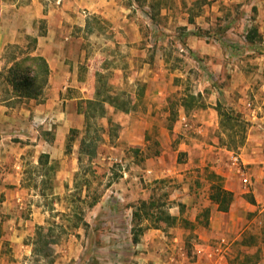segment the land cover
Masks as SVG:
<instances>
[{
    "label": "rangeland",
    "instance_id": "1",
    "mask_svg": "<svg viewBox=\"0 0 264 264\" xmlns=\"http://www.w3.org/2000/svg\"><path fill=\"white\" fill-rule=\"evenodd\" d=\"M31 1L0 0V17L20 33L0 70V264H264V0H38L34 18L21 9ZM50 8L51 28L68 32L57 33L54 91L48 76L18 95L7 72L44 58L34 39L47 37ZM212 8L220 20L205 17ZM253 26L261 39L249 44ZM48 99L52 115L37 110ZM207 107L216 124L197 133ZM212 167L232 176L233 191ZM218 183L233 195L227 212L210 200ZM149 200L156 207L144 215ZM164 212L173 226L156 220Z\"/></svg>",
    "mask_w": 264,
    "mask_h": 264
},
{
    "label": "crops",
    "instance_id": "2",
    "mask_svg": "<svg viewBox=\"0 0 264 264\" xmlns=\"http://www.w3.org/2000/svg\"><path fill=\"white\" fill-rule=\"evenodd\" d=\"M223 1H227V0H223ZM5 5L3 3H1V7H0V15H2V12L4 11ZM24 11H27V15L31 18H34L36 16H39L42 13V8L38 3V0H32L31 4L25 8H21ZM99 11L96 10V12ZM214 11V12H213ZM21 13V12H20ZM19 13V14H20ZM21 15V14H20ZM221 14L219 12H216L214 10V8L211 9V12H207L206 16H209L210 20H220L219 17ZM49 17V27H48V31H47V37H42V36H38L37 38L34 39V42L36 43V50L35 53H39V55L43 56L46 61L47 64L49 66V70H50V74H49V83L47 85V87H52V90L54 91V86L52 81L54 82V71H55V62H56V57L58 56V54H60V56H63V48H61L62 42L59 44V42H57L56 38H57V33H61V34H66L68 32H66L65 28H61V27H53L51 28V8L49 9V13L48 16ZM205 17H198L197 18V24L201 25L200 27L202 29H205V27H207V29L210 28V26L212 25L211 23H204L205 22ZM210 22V21H209ZM220 22V21H219ZM0 70L4 67L5 65V60H3L2 58V53L4 52L5 49H7L8 45H13L15 43H19V32L15 29L14 31L11 29V26L9 27V24H7V22H4V20L0 17ZM19 24H22V22H20ZM23 26H21L22 29ZM58 29H61L58 32ZM214 29V28H213ZM221 31H224V29H222ZM228 31V30H227ZM32 29H26L24 33L31 35ZM61 36V35H60ZM70 37L65 35V42L69 41ZM48 41V42H47ZM190 41V40H189ZM191 44H189L190 49L195 52L197 55H202V53H204L206 51V48L201 47L200 43L191 40L190 41ZM66 44V43H65ZM55 49H60V50H56L55 55H54V50ZM208 52H210L208 50ZM65 55V54H64ZM64 57V56H63ZM67 66V65H66ZM66 66L64 64V62L61 64V68H64L63 74L64 77L68 76L66 69ZM64 77H60V79H63ZM52 85V86H51ZM147 96H149V92L146 94ZM49 96H51V90H50V94ZM54 105H56V102H54V100L48 99L45 103V105L43 107H39L37 110L44 112V114H48V115H52L53 114V108ZM2 116V114H1ZM252 118H254L253 114L251 116ZM1 120V118H0ZM198 122H200L202 124L201 127H197V133H203L207 134V130L209 129L210 126H214V124H216V114L213 108L207 107V109H201V114L199 116ZM200 149L207 147L209 145H207L206 143L202 142L199 145H197ZM58 148V142H55L54 144H51V150L52 152H54V150ZM204 152H201V154ZM241 157V161L244 165V169H246V163L245 160H243V157ZM51 159H56V156H54V154H51ZM207 159V163H210L209 161H213L215 158H204V161ZM214 170V174L219 176L221 175L223 178H225V189L229 190V191H233L232 189L235 188V182L233 181L234 179H232V176L230 174H224L221 171L217 170L216 168L212 167ZM150 173V171L148 172ZM124 177H127V175H125ZM220 177V176H219ZM256 184L254 185V190L253 193L256 197L257 200H260L262 198V194H258L259 193V189L261 188V182L257 179ZM144 191V190H143ZM131 192L132 189H131ZM144 197V195H143ZM143 200H145V198H142Z\"/></svg>",
    "mask_w": 264,
    "mask_h": 264
},
{
    "label": "trees",
    "instance_id": "3",
    "mask_svg": "<svg viewBox=\"0 0 264 264\" xmlns=\"http://www.w3.org/2000/svg\"><path fill=\"white\" fill-rule=\"evenodd\" d=\"M260 34L258 32V28L256 26H253L250 30L247 31V35L245 37V40L247 43L252 44L255 42V40H260ZM33 72V75L29 77V73ZM8 82L12 85L13 90L16 94H20L21 96L29 97L30 94L27 93L28 89H30L32 86L35 87L36 82L44 81L46 82L48 80V76L50 74L49 66L44 58L40 56H34V57H25L19 61H16L12 64V66L8 70ZM103 103H108L112 107H114L117 110H121L123 112H128L127 109L122 107L120 104L117 103V100L112 97H108L105 100L102 101ZM94 101H89L90 105H95ZM184 107V105H183ZM185 110H187V107H184ZM104 113V110L102 109L101 115ZM221 117L227 118V121H235L238 120V115H236V118H233V114L231 113H222L219 112ZM224 123L221 121V124ZM227 126L226 124H223ZM85 147L87 148V154L90 158H93L95 156V146H91V144H86ZM212 178H214L215 181L219 182L221 181V177L211 174ZM216 187H214V193L210 195V200L217 205L218 211L221 212H227L229 209V206L232 202V193L224 190L220 184ZM156 207V204L154 201H142L140 202V209L144 210V215H147V211L150 209H154ZM142 213V212H141ZM141 219V214L138 211L133 212V220L139 221ZM158 222L163 221L168 226H173L177 218L174 216H171L168 213H159V216L156 218ZM139 239L138 236L133 234L132 242L134 244L138 243ZM51 243L55 244L56 241L52 240Z\"/></svg>",
    "mask_w": 264,
    "mask_h": 264
},
{
    "label": "built area",
    "instance_id": "4",
    "mask_svg": "<svg viewBox=\"0 0 264 264\" xmlns=\"http://www.w3.org/2000/svg\"><path fill=\"white\" fill-rule=\"evenodd\" d=\"M44 121L45 120H43L41 123H44ZM183 121H185V119H183ZM184 126L188 127L186 122L184 123ZM230 166H231L232 169L237 171V173L242 177V181H243L244 185L249 184V180L245 176L246 173L244 171V165H243V163L241 161V157L239 155L232 154L230 156ZM121 168L123 170V175L125 176L124 167L121 166ZM263 213H264V210H263ZM221 243H224V240H222ZM212 252H213L214 255H218L220 253V250L217 248V249H214ZM211 256H212V254L209 255V257H211Z\"/></svg>",
    "mask_w": 264,
    "mask_h": 264
}]
</instances>
